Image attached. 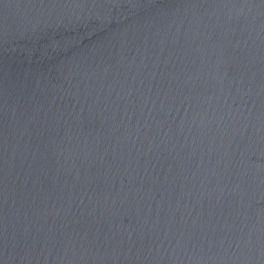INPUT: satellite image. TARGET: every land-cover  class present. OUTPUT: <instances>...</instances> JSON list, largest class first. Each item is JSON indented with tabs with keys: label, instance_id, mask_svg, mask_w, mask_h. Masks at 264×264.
Instances as JSON below:
<instances>
[{
	"label": "water",
	"instance_id": "obj_1",
	"mask_svg": "<svg viewBox=\"0 0 264 264\" xmlns=\"http://www.w3.org/2000/svg\"><path fill=\"white\" fill-rule=\"evenodd\" d=\"M0 264H264V0H0Z\"/></svg>",
	"mask_w": 264,
	"mask_h": 264
}]
</instances>
